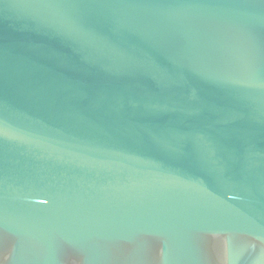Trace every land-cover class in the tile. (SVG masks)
<instances>
[{
    "label": "water",
    "instance_id": "water-1",
    "mask_svg": "<svg viewBox=\"0 0 264 264\" xmlns=\"http://www.w3.org/2000/svg\"><path fill=\"white\" fill-rule=\"evenodd\" d=\"M0 264H264V0H0Z\"/></svg>",
    "mask_w": 264,
    "mask_h": 264
}]
</instances>
